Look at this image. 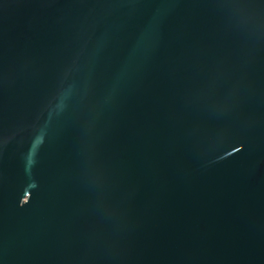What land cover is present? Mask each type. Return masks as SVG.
I'll return each mask as SVG.
<instances>
[{
	"label": "water",
	"instance_id": "95a60500",
	"mask_svg": "<svg viewBox=\"0 0 264 264\" xmlns=\"http://www.w3.org/2000/svg\"><path fill=\"white\" fill-rule=\"evenodd\" d=\"M0 264H264V0H0Z\"/></svg>",
	"mask_w": 264,
	"mask_h": 264
}]
</instances>
